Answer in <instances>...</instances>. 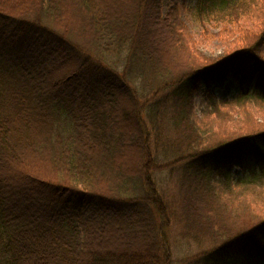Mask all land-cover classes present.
<instances>
[{"label": "trees", "instance_id": "16d2710c", "mask_svg": "<svg viewBox=\"0 0 264 264\" xmlns=\"http://www.w3.org/2000/svg\"><path fill=\"white\" fill-rule=\"evenodd\" d=\"M129 1L0 0V264H173L172 222L214 245L183 264H264V121L196 120L200 92L218 113L228 80V102L264 119V0L198 5L257 24L216 61L191 56L178 7ZM245 195L260 204L229 208Z\"/></svg>", "mask_w": 264, "mask_h": 264}, {"label": "rangeland", "instance_id": "374dc122", "mask_svg": "<svg viewBox=\"0 0 264 264\" xmlns=\"http://www.w3.org/2000/svg\"><path fill=\"white\" fill-rule=\"evenodd\" d=\"M203 1L205 0H163L162 12L165 16L173 7H178L180 10V19L186 27L189 35L188 46L185 47L188 48L191 56L194 59L202 57L207 60L216 61L225 53L234 51L237 48L236 41H238L241 34L243 32L254 31V27L257 24L254 22L255 19L246 20L251 17H247L245 20L239 21V23L215 21L206 18L201 20L198 16V5ZM108 3L117 8V10H119L117 12L126 11L130 8L129 0H108ZM262 9H264V5H262L260 11H262ZM70 14L72 17L74 16L72 13ZM160 39L162 41L165 40L162 35L160 36ZM175 69V74H177V67ZM64 70L65 69H60L59 71L62 72ZM238 91V85L232 80H228L223 88L217 91L218 113L203 112L208 106L206 105V93L204 90L201 91L196 99V120L200 126L210 127L215 134L221 133L223 129L226 130L227 134H230L237 132L242 126L246 127L251 122L252 118L257 124L263 123V114L257 111L256 108L247 110V113L246 111L241 110L240 106L228 102L237 96ZM127 157L129 163L132 162L134 165L137 164V152H130ZM163 163L166 162L164 161ZM169 174L168 169H162L158 171V173L156 172V178L158 179L161 188L167 187L168 190L171 191L175 185L176 179L174 176L170 177ZM236 175L239 176L240 172L236 171ZM255 200L259 199L254 198L251 195H245L239 197L236 203L232 205L228 204V206L230 209H233V207L237 206L240 202H246L247 205L245 206H253L254 204L259 205L260 201L254 203ZM257 205H254V207ZM182 233L183 229L181 228V225L178 223L175 224L174 222L171 223L170 228L167 230L166 239L172 258L174 259L173 264H183V260L192 258L214 246L208 242L206 237H203L204 243L199 245L197 242L186 239ZM115 234L116 233L112 232V235L110 236L112 249H129L128 246L131 244L129 242L117 245L118 243ZM130 251L135 252L133 249ZM130 255L125 258L127 261L133 259V256L130 257Z\"/></svg>", "mask_w": 264, "mask_h": 264}]
</instances>
